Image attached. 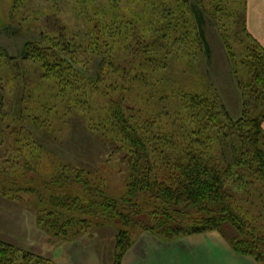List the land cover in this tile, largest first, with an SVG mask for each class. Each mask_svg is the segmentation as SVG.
<instances>
[{"label":"rangeland","instance_id":"1","mask_svg":"<svg viewBox=\"0 0 264 264\" xmlns=\"http://www.w3.org/2000/svg\"><path fill=\"white\" fill-rule=\"evenodd\" d=\"M189 1L204 17L211 51L208 65L197 74L186 70L184 60L195 52L183 42L184 57L170 68L163 70L158 63L148 62L147 67L139 37L154 27L141 22L139 6L121 5L114 11L109 0L85 5L79 0H0V241L54 264H127V253L142 243L148 249L154 240L149 237L155 235L136 232L123 254L117 247L118 231L112 226L92 223L73 240L54 236L44 228L46 212L37 195L25 192L32 185L28 181L36 179L33 186L41 189L47 177L67 167V174L84 173L98 189L119 198L130 183L129 153L122 139L111 134L115 126L105 119L110 100L130 109L132 124L145 130L150 127L144 118L152 114L150 104H156L152 110L164 113L159 126L152 127L154 133L145 136L158 159L161 152L179 156L166 149L167 144L179 143L169 132L174 126L167 123V104L171 94L176 97L172 91L176 87L191 88L198 81L216 92L223 118L203 140L209 149L221 150L218 153L231 149L225 134L234 137L239 132L233 128L235 122L247 112L255 117L263 110V104L255 102L258 94L251 95L247 89V74H236L224 44L228 36L232 46L240 49V0ZM219 8L223 9L217 12ZM120 13L138 24L128 26L130 37H122L130 52H120L109 43L118 42V34L126 28ZM250 24H254L253 15ZM67 62L90 84L87 79L80 82ZM68 79L80 82L70 84L75 90L68 87ZM176 103H171V111ZM253 206L263 207L256 194L243 207L252 211ZM259 230L264 236V226Z\"/></svg>","mask_w":264,"mask_h":264},{"label":"trees","instance_id":"2","mask_svg":"<svg viewBox=\"0 0 264 264\" xmlns=\"http://www.w3.org/2000/svg\"><path fill=\"white\" fill-rule=\"evenodd\" d=\"M94 1L79 0L82 5ZM109 3L114 11L121 5L141 7V22L154 27L151 33L139 37L141 52L146 51L147 67H150L148 63H158L160 69L170 68L175 60L184 57L182 42L195 52L194 57L184 60L187 71L197 74L208 65L211 51L204 29L205 20L189 0H109ZM200 9L206 11L204 6ZM247 13L248 0H240V49L232 46L228 36L224 44L236 74H247V89L251 95L258 94L255 102L264 106V48L248 29ZM120 15L126 28L120 32L122 36L118 34V42L110 40L109 43L115 44L120 52H130L122 37H130L128 26L134 24L137 27L138 24L128 15ZM213 16L218 17L216 13ZM66 65L80 82H86L87 78L73 64L67 62ZM68 81L71 90L76 89L71 83L80 84L76 80ZM86 83L90 84V80ZM190 85L191 88L172 90L176 97L171 94V103L175 100L179 103L173 111V104H167V123L170 128L174 126L169 132L179 143L172 147L167 144L166 149L179 156L161 152V159L165 158L162 161L145 137L154 133L152 127L159 126L158 121L164 114L151 109H156V104H150L152 114L144 117L145 124L150 126L145 130L132 124L134 118L127 114L130 109L114 100L108 103L105 119L110 126H115L111 134L122 139L123 147L129 153L126 158L129 160L130 183L119 198L98 189L84 173L67 174V167L47 177V183L41 189L33 186L36 179L28 181L32 185L25 192L37 195L39 205L46 212L44 228L50 234L73 240L92 223L112 226L118 231L117 247L123 254L134 242L136 232L148 231L164 241H173L216 231L235 253L264 264V236L259 233L264 226V107L255 117H249L247 112L235 122L233 128L239 129L235 133L239 140L226 132L231 149L218 153L221 150L209 149L203 139L211 136L212 129L218 127L223 118L219 98L215 91L198 81ZM243 129L246 131L242 132ZM28 172H32L31 167ZM255 194L263 207L253 206L252 211L243 207L248 206L249 199ZM0 264L54 263L29 253L21 254L0 241Z\"/></svg>","mask_w":264,"mask_h":264},{"label":"crops","instance_id":"3","mask_svg":"<svg viewBox=\"0 0 264 264\" xmlns=\"http://www.w3.org/2000/svg\"><path fill=\"white\" fill-rule=\"evenodd\" d=\"M253 15L254 24H250ZM250 33L264 48V0H248ZM249 28V29H250ZM264 129V124H263ZM148 249L142 243L127 253V264H259L254 258L235 253L227 240L216 231L163 242L149 237ZM146 239V238H145ZM150 246V248H149ZM189 250L184 249V247Z\"/></svg>","mask_w":264,"mask_h":264}]
</instances>
